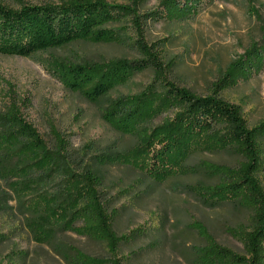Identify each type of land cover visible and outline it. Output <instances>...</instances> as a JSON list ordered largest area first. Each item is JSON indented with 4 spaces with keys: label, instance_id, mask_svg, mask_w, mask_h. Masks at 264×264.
I'll return each instance as SVG.
<instances>
[{
    "label": "rangeland",
    "instance_id": "rangeland-1",
    "mask_svg": "<svg viewBox=\"0 0 264 264\" xmlns=\"http://www.w3.org/2000/svg\"><path fill=\"white\" fill-rule=\"evenodd\" d=\"M64 0H0L18 9L22 4H56ZM129 8L140 18L160 8L161 0H103ZM135 23L127 20L105 30L110 38L84 41L26 58L0 56V109L9 100L28 101L24 118L51 146L53 126L70 144L77 167L55 155L45 167V182H35V165L0 180V264H65L56 250L73 246L87 256L108 259L103 244L79 237L68 230L67 218L78 197L83 161L102 176V191L114 210L113 229L120 244L121 264H195L204 241L192 229L201 224L220 247L242 254L231 232L251 226L250 212L231 200L206 203L201 187L214 179L207 164L236 166L233 149L219 148L202 138L192 145L179 168L172 167L162 184H155L138 168L147 146L115 132L103 117L117 99L149 93L150 112L162 105L163 90L156 85L152 69L131 76L127 83L93 103L81 93L65 89L49 73L52 60L92 66L110 61H142L137 42L142 41L157 57L159 74L178 89L205 97L227 66L252 44L264 48V0H201L195 13L178 22ZM142 39H141V37ZM154 86V87H153ZM226 103L240 109L250 128L264 122V68L251 80L220 94ZM162 116L148 118L156 127ZM225 131V129H224ZM223 131V132H224ZM264 155V143H263ZM74 161V162H75ZM75 162V163H76ZM264 164V163H263ZM67 167L58 178L60 168ZM264 188V167L259 174ZM33 180V181H32Z\"/></svg>",
    "mask_w": 264,
    "mask_h": 264
},
{
    "label": "trees",
    "instance_id": "trees-1",
    "mask_svg": "<svg viewBox=\"0 0 264 264\" xmlns=\"http://www.w3.org/2000/svg\"><path fill=\"white\" fill-rule=\"evenodd\" d=\"M146 0H138L143 4ZM201 0H161L160 8L142 15L146 21L134 17L129 8L110 5L103 0H64L56 4L26 5L11 9L0 4V56L26 58L34 54L63 48L84 41L101 43L111 36L105 30L127 20L142 29L141 23L178 22L190 18ZM141 37V36H140ZM142 39V37H141ZM137 49L142 61L126 60L73 65L52 60L46 63L50 75L65 89L81 93L90 103L124 86L132 75L152 69L156 85L163 90L162 105L148 109L149 93L127 96L115 101L105 122L118 134L136 139V146L146 147V156L138 168L155 184H162L172 175V167L179 168L189 156L192 145L202 138L219 148L233 149L240 159L234 166L207 164L206 172L214 183L199 191L206 203L227 200L250 212L251 226L231 232L242 247V254L220 247L205 228L193 223L204 241L198 249L195 264H264V188L259 179L263 171L264 122L248 127L240 109L220 98L226 90L239 82L251 80L264 68V48L252 44L242 56L231 62L222 77L205 97H197L188 90L178 89L161 78L157 57L142 41ZM153 86V87H154ZM28 101L9 100L0 109V180L35 165L30 173L35 182H45V167L61 157L67 164L74 163L70 144L53 126L49 127L51 146L24 118L22 109ZM165 116L156 127L148 125ZM225 129V131H224ZM224 131V132H223ZM55 154V155H54ZM76 163H75V162ZM81 165L78 197L67 218L68 230L89 241L103 244L110 258L90 257L73 246L56 253L65 264H121L117 256L120 244L127 237H118L113 229L116 214L102 191V176L93 167ZM67 167L60 168L58 178ZM33 181V180H32Z\"/></svg>",
    "mask_w": 264,
    "mask_h": 264
}]
</instances>
